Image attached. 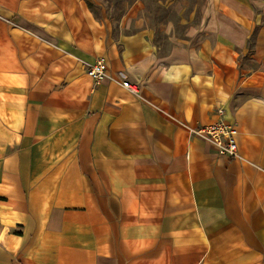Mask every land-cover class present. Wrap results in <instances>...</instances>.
Masks as SVG:
<instances>
[{
	"label": "crops",
	"instance_id": "0c3cea01",
	"mask_svg": "<svg viewBox=\"0 0 264 264\" xmlns=\"http://www.w3.org/2000/svg\"><path fill=\"white\" fill-rule=\"evenodd\" d=\"M202 6L165 48L84 0H0V264H264V0ZM219 121L244 161L180 125Z\"/></svg>",
	"mask_w": 264,
	"mask_h": 264
},
{
	"label": "rangeland",
	"instance_id": "374dc122",
	"mask_svg": "<svg viewBox=\"0 0 264 264\" xmlns=\"http://www.w3.org/2000/svg\"><path fill=\"white\" fill-rule=\"evenodd\" d=\"M95 18L102 21L116 36H129L141 31H152L155 43L164 45L168 38L180 41H199L188 37V29L199 24L204 16L203 0H84ZM201 25V24H199ZM258 30L255 35L258 36ZM182 39V40H181ZM264 47L261 39L254 46ZM253 47V43H251ZM254 48V47H253ZM264 50V48H263ZM257 59V58H256ZM257 61L247 62L255 67Z\"/></svg>",
	"mask_w": 264,
	"mask_h": 264
},
{
	"label": "built area",
	"instance_id": "2783aa9c",
	"mask_svg": "<svg viewBox=\"0 0 264 264\" xmlns=\"http://www.w3.org/2000/svg\"><path fill=\"white\" fill-rule=\"evenodd\" d=\"M3 20L12 24L10 20H6L4 18ZM86 65L89 77L96 84L103 81L120 82L123 88L127 89L136 96H139L138 89L131 84V82L125 78L122 80L115 78L107 71L104 58H98L94 63H86ZM180 125L186 129L191 137L197 138L213 146L221 157L235 158L244 161L243 157L239 153L238 143L236 140V136L238 134L236 127L226 124L224 121H219L199 129L193 128L185 123H180Z\"/></svg>",
	"mask_w": 264,
	"mask_h": 264
}]
</instances>
